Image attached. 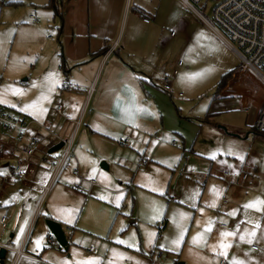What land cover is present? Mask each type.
Instances as JSON below:
<instances>
[{
	"label": "crops",
	"instance_id": "crops-1",
	"mask_svg": "<svg viewBox=\"0 0 264 264\" xmlns=\"http://www.w3.org/2000/svg\"><path fill=\"white\" fill-rule=\"evenodd\" d=\"M49 2L0 0V45L9 33L8 26L12 25L17 31V39H22L20 43L33 44V48L43 53L49 48L52 62L44 71L54 75V85L51 82L49 90L54 93V97L57 92V97L61 98L57 116L48 113L42 121L39 120L49 136L44 137L41 131L31 126L23 137L0 133V249H7L0 264H71L68 252L49 243L51 235L44 222L50 218L63 225L67 230L72 255L79 248L76 236L91 231L77 220L81 202L86 208L91 201H84L78 193L81 191H78L77 186L81 185L82 179L79 181L78 177L93 179L94 173L99 172L98 164L106 157L105 151L98 153L89 149L91 140L99 136L112 148L118 141L127 147L128 141L135 142L143 138L142 135L147 133L144 130L146 126L159 121V115L162 117L159 106L151 102L154 97L152 88L155 90L158 85L164 87L166 83L171 86V93L176 92L173 86H179L180 89L182 86L184 89L194 88L196 85H190L185 75L194 59H201L198 56L202 50L207 52L204 57L208 59L207 64L217 70L216 74L223 77L232 73L226 87L218 96H214L215 109L220 111H207V115H212V120L222 114L224 106L237 104L236 108L244 112L254 106L253 129L264 100V88L255 76L240 69L239 65L234 67L232 63L226 62L229 47L190 13H184L180 1L159 0L158 5L149 10L137 5L140 12L150 19V23H145L135 11L126 18L127 0H58L61 14L47 7ZM124 16L126 23L121 32V19ZM112 26L115 33L111 36L109 29ZM49 27L56 29L55 38L48 34ZM171 27L175 31L169 34L168 29ZM61 49H64V54ZM194 51H197V55L192 53ZM49 75L45 77V83L49 81ZM0 107L8 112L5 107ZM8 113L29 121L28 116ZM86 118L87 122L82 125ZM200 124L212 122L204 120ZM34 141L37 142L36 152L27 159L26 177L19 180L15 176L18 150L30 146ZM61 141L71 142L72 149L63 168L57 171L54 162L57 155L49 159L48 151ZM84 151L86 154L83 155ZM145 165L139 166L143 168ZM249 168L255 169L251 164ZM232 170V184L227 185V193L230 191L231 198L236 201L227 207V213L224 212V218L229 221L228 227L219 226L224 233L234 235L222 236L226 244L231 246L219 250H224L221 253L227 255L220 258L219 264L222 259L233 264L234 258L244 264H264V234L259 232L257 241H253L250 246L240 235L246 227L257 225V216L251 211L237 208L238 200L244 199L241 190L252 186L250 176L247 184L238 185L240 173H234L237 167ZM57 180L61 181L58 189H62L65 196L46 205L51 194L50 188L52 186L51 190L54 189ZM90 190L96 194L102 191L97 185H90ZM133 216L134 212L131 214ZM137 219L131 223L138 225L141 238L136 246L138 248L131 249L123 241V244L112 243L107 238L105 244L112 243L117 248L114 250H118L114 252L115 263H128L125 250L135 252L138 258L147 259L141 253L145 249V242L143 244L140 215ZM243 225L246 226L244 229L241 228ZM263 225L264 217L260 227ZM166 229L167 226L163 231ZM253 245L259 249L254 250ZM249 256H253L251 261ZM199 264L207 263L199 261Z\"/></svg>",
	"mask_w": 264,
	"mask_h": 264
},
{
	"label": "rangeland",
	"instance_id": "rangeland-1",
	"mask_svg": "<svg viewBox=\"0 0 264 264\" xmlns=\"http://www.w3.org/2000/svg\"><path fill=\"white\" fill-rule=\"evenodd\" d=\"M176 1L183 5L184 13H190L204 26L181 0ZM158 3L159 0H130L125 16L132 14V7L141 13L138 6L149 10ZM204 14L211 18V6ZM125 16L121 19V32L124 31ZM8 27L9 33L0 45V105L16 116H28L30 128L41 131L44 137L49 136L39 120L42 121L48 113L57 116V108L61 105L57 92L54 97L49 90L51 82L54 85V75L44 71L52 62L51 52L49 48L43 53L33 48V44L20 43L22 39H17L14 26ZM109 30L112 36L114 27ZM173 30L174 27L169 28L168 33ZM48 31L55 38L56 29L49 27ZM229 49L226 62L234 67L240 66L239 57ZM61 52L64 54V49ZM192 53L197 55V51ZM206 53L201 51L198 56L201 59H194L185 75L190 85H196L195 89L193 86L187 89L173 86L176 92L173 91L171 96L172 93L166 92L161 85L155 90L152 88L154 97L151 102L159 106L162 117L159 115V121L146 126L144 130L147 133L142 135L143 138L128 141L127 147L118 141L112 148L99 136L91 140L89 149L98 153L105 151L106 157L98 164L99 172L94 173L93 179L78 177L79 181L82 178V186L75 185L84 201L91 200L86 208L81 202L77 219L81 226L91 231L78 237L75 234L79 248L73 255L68 250L71 264H85L87 261L125 264L113 261L114 252L118 250H114L117 248L112 243L123 241L131 249L138 248L136 246L141 239L138 225L131 222L139 215L143 224V244L145 242L141 253L147 259L125 250L128 253L125 254L129 260L127 264H199V261L219 264L220 258L227 256L221 253L226 250L221 245L227 241L221 235L224 230L219 224L228 225L224 212L236 201L231 198L230 191L227 193L228 184L223 174L235 167L237 171L234 173L248 172L252 184L241 190L244 199L238 200L237 208L251 211L257 216L258 225L241 226L246 228L240 235L250 246L257 241L259 232L264 234V225L260 227L264 217V135L251 128L254 106L248 112L236 108L237 104L224 106L222 114L215 117L212 124H200L207 111H220L215 109L214 96L215 86L222 76L207 64ZM47 75L49 81L45 83ZM86 122L87 118L82 125ZM81 136L82 133L79 138ZM54 155H57L56 161L62 151ZM48 157L53 156L48 154ZM142 158L147 162L143 168L139 166ZM103 163L108 166L107 170L102 167ZM250 164L255 169L249 168ZM57 181L54 189L50 188L46 205L65 196L63 190L58 189L61 181ZM90 185H97L102 191L92 193ZM162 222L167 229L160 232L158 229ZM253 232L255 235H250ZM107 238L111 244H105ZM248 259L251 261L253 256Z\"/></svg>",
	"mask_w": 264,
	"mask_h": 264
},
{
	"label": "built area",
	"instance_id": "built-area-1",
	"mask_svg": "<svg viewBox=\"0 0 264 264\" xmlns=\"http://www.w3.org/2000/svg\"><path fill=\"white\" fill-rule=\"evenodd\" d=\"M182 3L192 12L210 31L219 37L241 61L240 69L251 72L264 88V0H181ZM211 6V18L204 13L206 8ZM201 7V10L199 9ZM130 0H128V9ZM133 11L137 10L132 7ZM138 13V12H137ZM145 23H150V19L139 13ZM173 35L175 33H172ZM182 65V63H179ZM177 74L175 71L174 75ZM167 82V81H166ZM164 90L170 92L171 86L166 83ZM31 123L27 120L15 118L0 107V128L12 135L23 137L29 129ZM254 129L258 133L264 134V100L254 121ZM124 145V143H122ZM37 142L34 141L30 146H23L18 150L16 157L15 176L20 180L26 177L25 164L27 159L34 156ZM72 149L71 142H65L62 155L55 161V169L60 171L68 160ZM146 160L143 158L139 163L144 166ZM248 172H241L238 175V185H245L249 180ZM227 184L232 182L233 174L226 171L223 174ZM94 184V181L92 182ZM232 184V183H231ZM226 203V202H225ZM6 219H3L5 227ZM227 228V225H220ZM159 229H165L164 224L159 225ZM49 243L56 246L60 245L50 236ZM254 250L258 246L253 245ZM220 264H227L225 259Z\"/></svg>",
	"mask_w": 264,
	"mask_h": 264
},
{
	"label": "water",
	"instance_id": "water-1",
	"mask_svg": "<svg viewBox=\"0 0 264 264\" xmlns=\"http://www.w3.org/2000/svg\"><path fill=\"white\" fill-rule=\"evenodd\" d=\"M64 145L65 142L61 141L57 145L52 147L48 151V153L50 155L57 154L63 149ZM102 167L106 170L108 169V166L105 163L102 164ZM44 225L47 228L50 235L53 236L55 240L59 243L60 248L63 249L65 252H68L70 241L67 235V230L64 229L63 225L58 221H55L50 218L45 219ZM6 252H7L6 247H2L0 249V259L5 257Z\"/></svg>",
	"mask_w": 264,
	"mask_h": 264
},
{
	"label": "trees",
	"instance_id": "trees-1",
	"mask_svg": "<svg viewBox=\"0 0 264 264\" xmlns=\"http://www.w3.org/2000/svg\"><path fill=\"white\" fill-rule=\"evenodd\" d=\"M47 7L54 8L58 14L62 13V9H61L60 5L58 6V0H50ZM104 52H105V50L100 52V54H103ZM231 77H232V73H228L221 78L220 82L215 87V95L216 96H218L220 94V92L226 87V85H227L228 81L231 79ZM205 121L211 122L212 121V115L211 114L207 115V117L205 118ZM253 130H255V129L253 128ZM260 134H263V133H260Z\"/></svg>",
	"mask_w": 264,
	"mask_h": 264
},
{
	"label": "snow or ice",
	"instance_id": "snow-or-ice-1",
	"mask_svg": "<svg viewBox=\"0 0 264 264\" xmlns=\"http://www.w3.org/2000/svg\"><path fill=\"white\" fill-rule=\"evenodd\" d=\"M118 199H119V197H118ZM254 227H258V225L254 226ZM221 235H222V236H229V235H234V233L225 232V233H221ZM250 235L254 236L255 233L253 232V233H251ZM241 239H244V237H241ZM117 243H123V242H122V241H117ZM230 246H231V245H228V244H222V245H221L222 248H228V247H230ZM85 264H95V262H94V261H87V262H85ZM233 264H244V262H243V261H237V260H235V258H234V259H233Z\"/></svg>",
	"mask_w": 264,
	"mask_h": 264
}]
</instances>
